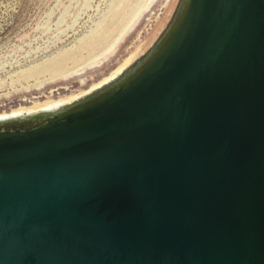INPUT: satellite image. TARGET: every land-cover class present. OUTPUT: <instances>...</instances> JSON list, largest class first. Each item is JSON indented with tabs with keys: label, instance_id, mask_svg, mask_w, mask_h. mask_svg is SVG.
I'll use <instances>...</instances> for the list:
<instances>
[{
	"label": "water",
	"instance_id": "obj_1",
	"mask_svg": "<svg viewBox=\"0 0 264 264\" xmlns=\"http://www.w3.org/2000/svg\"><path fill=\"white\" fill-rule=\"evenodd\" d=\"M180 17L120 91L0 134V264H264V0Z\"/></svg>",
	"mask_w": 264,
	"mask_h": 264
},
{
	"label": "rangeland",
	"instance_id": "obj_2",
	"mask_svg": "<svg viewBox=\"0 0 264 264\" xmlns=\"http://www.w3.org/2000/svg\"><path fill=\"white\" fill-rule=\"evenodd\" d=\"M185 1L0 0V113L50 102L20 114L52 115L95 99L156 52ZM13 121L23 118L0 124Z\"/></svg>",
	"mask_w": 264,
	"mask_h": 264
},
{
	"label": "bare ground",
	"instance_id": "obj_3",
	"mask_svg": "<svg viewBox=\"0 0 264 264\" xmlns=\"http://www.w3.org/2000/svg\"><path fill=\"white\" fill-rule=\"evenodd\" d=\"M188 6H189V0H186L181 11L185 12L187 10ZM135 16H136V14H135ZM181 17H180V20H181ZM170 35L171 34L169 33V35L163 41L162 45L167 42V40L170 38ZM143 66L144 65L139 66V69L142 68ZM129 78L130 77H127L121 83H119L117 86L112 87L105 94H103L101 96H105V95H107V94H109L111 92H114V91H117V92L120 91L121 88L125 87V84H126V82H128ZM86 104H82V105L70 108L69 112L73 111V113H75L74 116H77V115L82 113L83 107ZM51 106H52V103L46 102V103H41L39 105L36 104V106H30V107H27V108H18V109L10 111L8 114H6L5 112L0 113V120H3V119L8 118V117H13V116H16V115H20L23 118L22 122L13 121V122H10V123L0 124V134L10 133V132H16V133L17 132H29V131H32V130H35V129H39V128L48 126V125L52 124L53 122L58 121L60 116H62L63 113H57V114H52V115L43 114L41 116H35V117H29L28 116L29 114H27V115L26 114H20L21 112H25L26 110H29V109H34V108L37 109V108H44V107L49 108Z\"/></svg>",
	"mask_w": 264,
	"mask_h": 264
}]
</instances>
